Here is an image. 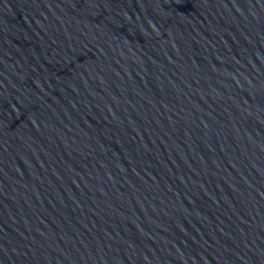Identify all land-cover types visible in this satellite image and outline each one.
Returning <instances> with one entry per match:
<instances>
[{"label":"water","instance_id":"1","mask_svg":"<svg viewBox=\"0 0 264 264\" xmlns=\"http://www.w3.org/2000/svg\"><path fill=\"white\" fill-rule=\"evenodd\" d=\"M0 264H264V0H0Z\"/></svg>","mask_w":264,"mask_h":264}]
</instances>
